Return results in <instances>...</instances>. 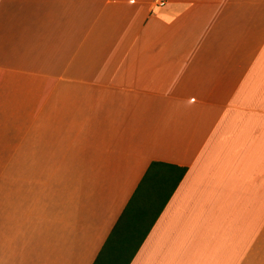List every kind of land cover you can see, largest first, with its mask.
I'll return each instance as SVG.
<instances>
[{
  "label": "crops",
  "instance_id": "crops-1",
  "mask_svg": "<svg viewBox=\"0 0 264 264\" xmlns=\"http://www.w3.org/2000/svg\"><path fill=\"white\" fill-rule=\"evenodd\" d=\"M152 161L130 264H264V0H0V264H92Z\"/></svg>",
  "mask_w": 264,
  "mask_h": 264
},
{
  "label": "trees",
  "instance_id": "trees-1",
  "mask_svg": "<svg viewBox=\"0 0 264 264\" xmlns=\"http://www.w3.org/2000/svg\"><path fill=\"white\" fill-rule=\"evenodd\" d=\"M186 170L152 161L92 264H130Z\"/></svg>",
  "mask_w": 264,
  "mask_h": 264
},
{
  "label": "built area",
  "instance_id": "built-area-1",
  "mask_svg": "<svg viewBox=\"0 0 264 264\" xmlns=\"http://www.w3.org/2000/svg\"><path fill=\"white\" fill-rule=\"evenodd\" d=\"M156 2H158V3H163V2H165L166 0H155Z\"/></svg>",
  "mask_w": 264,
  "mask_h": 264
}]
</instances>
